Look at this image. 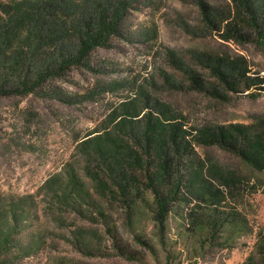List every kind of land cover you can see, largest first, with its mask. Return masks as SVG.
Returning <instances> with one entry per match:
<instances>
[{
	"label": "rangeland",
	"instance_id": "rangeland-1",
	"mask_svg": "<svg viewBox=\"0 0 264 264\" xmlns=\"http://www.w3.org/2000/svg\"><path fill=\"white\" fill-rule=\"evenodd\" d=\"M139 1L122 35L92 53L90 67H73L35 94L0 98V212L20 205L24 216L15 237L24 244L35 235L41 238V248L30 257L16 259L20 252H11L12 264H245L253 255L260 257L264 172L230 152L195 147L197 161L240 180L237 188H225L226 201L218 207L237 213L236 221L214 236L206 227H195L190 216L195 203L176 202L163 217L154 196L144 192L130 211L118 198L100 196L87 175L80 142L122 103L141 98L142 91L197 129L264 123V92L251 97L255 90L237 94L220 87L200 60L207 54L242 58L264 76L259 42L225 38L206 22L201 2L217 15L236 11L231 0ZM187 68L227 98L197 87ZM70 166L91 195L78 209L58 203L45 186L56 175L65 182ZM202 208L200 219L212 209Z\"/></svg>",
	"mask_w": 264,
	"mask_h": 264
},
{
	"label": "trees",
	"instance_id": "trees-1",
	"mask_svg": "<svg viewBox=\"0 0 264 264\" xmlns=\"http://www.w3.org/2000/svg\"><path fill=\"white\" fill-rule=\"evenodd\" d=\"M232 13L213 15L201 2L208 25L219 35L245 41L254 39L264 47V0H231ZM139 0H11L0 1V98L35 94L50 80L63 77L73 67H90L89 60L98 48L111 46L122 35L127 18ZM225 27L224 30L221 29ZM151 31H154L152 29ZM179 66L183 62L170 52ZM203 65L219 81L251 97L264 92V76L253 72L242 58L205 55ZM192 82L211 94L226 99L218 86H205L192 69ZM136 100L122 103L108 119L79 144L86 156L87 175L102 197L121 200L131 211L144 192H150L159 214L166 216L176 202L195 203L190 216L195 227H206L217 235L237 213L221 212L226 201L225 188L238 187L240 180L227 175L205 161H197L195 147L217 146L264 172V123L262 125H218L200 129L190 127L184 116L151 97L146 91ZM65 182L59 175L45 186L58 203L78 209L91 197L76 170L70 166ZM211 213L200 219L203 206ZM20 205L0 212V264H12L14 258L30 257L41 247V238L33 236L27 244L15 237L22 224ZM203 212V211H202ZM255 255L245 264H262L264 239ZM19 251L12 259L9 254ZM124 253H128L124 251Z\"/></svg>",
	"mask_w": 264,
	"mask_h": 264
}]
</instances>
